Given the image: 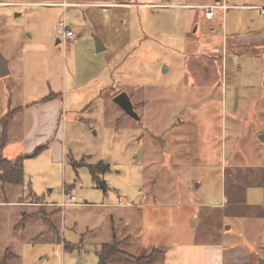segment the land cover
<instances>
[{"label":"rangeland","instance_id":"rangeland-1","mask_svg":"<svg viewBox=\"0 0 264 264\" xmlns=\"http://www.w3.org/2000/svg\"><path fill=\"white\" fill-rule=\"evenodd\" d=\"M0 1L19 3L0 5V48L10 62L0 119L23 106L9 149L32 127L30 108L57 95L64 112L57 159L48 145L25 160L22 185L0 182V199H41L36 212L58 232L40 216L16 236L17 212L33 208H5L0 259L11 247L18 257L9 264H99L97 251L114 235L135 256L190 243L264 256V36L251 40L264 33V0L112 9L53 3L96 0ZM217 2L229 7L213 26L195 10L192 31L176 5ZM63 20L72 40L59 37ZM96 38L106 49L96 50ZM123 91L139 120L114 102ZM65 189L75 201L56 206Z\"/></svg>","mask_w":264,"mask_h":264},{"label":"crops","instance_id":"crops-1","mask_svg":"<svg viewBox=\"0 0 264 264\" xmlns=\"http://www.w3.org/2000/svg\"><path fill=\"white\" fill-rule=\"evenodd\" d=\"M0 5H16L19 3L16 2H4L0 1ZM45 3V2H42ZM54 5L58 6H67V5H79V4H93L96 6H101L105 8H125V7H147L148 5L157 6L162 5V2L160 0H136V2H133L132 0H96L91 2H73V1H56L53 2ZM215 4V3H214ZM216 4L224 5L223 8H218L215 11L214 18L208 19L205 17V10L203 6L211 5V3H204V4H196V3H179L176 4L179 7L185 8L187 10V17H188V25L187 30L192 31L195 22L198 19L199 13L195 10L202 9L204 19L208 22L214 21L218 10H223L229 7L224 2H217ZM166 5H174L172 3L166 4ZM259 8V6H257ZM260 9V8H259ZM194 10V11H193ZM262 13V12H261ZM208 26H213V23H209ZM206 26V27H208ZM73 30L72 28H70ZM214 28H212L213 30ZM210 33V32H208ZM264 36V33H257L255 34L251 40L253 39H261ZM236 40L241 38H234ZM61 42V40H60ZM106 49V46H105ZM10 64V62H9ZM10 66V65H9ZM10 69V67H9ZM11 110V109H10ZM16 111V114L23 110V106L17 107L13 109ZM30 112L33 115V123L32 127L29 131H27L22 136V142L20 141V147H17L16 149H9V144L11 142V124L8 129V143L4 149V155L9 159H15L16 157L20 155H28L33 153L37 148L41 146H45L44 149H48V145L55 146V149H53V158L57 159V157L60 155V149H59V143L62 139L60 135V131L56 130V122L59 119L62 118L63 115V109L60 107V101L59 98H57V95H53L51 99H44L41 103H39L36 106H33L29 109ZM15 114V115H16ZM15 118V116H14ZM13 118V120H14ZM12 120V122H13ZM11 122V123H12ZM2 134V128H0V137ZM48 141H50V144H46ZM43 149V150H44ZM42 150V151H43ZM2 184V183H1ZM3 185V184H2ZM5 189V186L3 185V188ZM31 198V197H30ZM56 203L55 205H57ZM40 204L36 203L35 200L31 198V201L29 200H20V201H9V200H3L0 199V242L3 241V230H2V223H3V216L5 208H26V207H32L33 213L36 212L38 209H35L34 207H38ZM24 211L23 213L17 212L18 216L21 218L17 220L14 233L16 236L21 235L25 232L26 227L28 226L25 224L20 225V223L26 219L29 213ZM33 218V217H29ZM20 228V229H19ZM262 237L264 241V231L262 232ZM115 236V235H114ZM11 247H7L4 250L3 257L0 259L2 260L7 251L11 250ZM165 250V254L158 259L159 264H262L260 263L261 259H264V256L261 255H253L251 252L240 249L238 246H232L231 248L227 249L224 245H214V244H178L175 246L170 247L169 249H162ZM260 252L264 253V245L259 249ZM14 258L18 257L14 253ZM241 257V258H239ZM13 258V259H14ZM254 259V261H253Z\"/></svg>","mask_w":264,"mask_h":264},{"label":"trees","instance_id":"trees-1","mask_svg":"<svg viewBox=\"0 0 264 264\" xmlns=\"http://www.w3.org/2000/svg\"><path fill=\"white\" fill-rule=\"evenodd\" d=\"M53 95H50L48 99H51ZM16 114L15 110H10L8 114L0 119V128H2V134L0 137V182L4 185H22L25 181V167L24 163L27 158L37 156L45 146L37 148L33 153L28 155H20L15 159H9L4 155V149L8 143V129ZM103 168L108 169V165H102ZM98 167H91L94 180H97ZM31 198L35 200L36 203L41 202L38 197L31 195ZM42 217L43 221L55 232L57 228L52 224L49 217L45 216L42 212L32 213L31 217ZM30 216L26 217L20 225H25ZM48 218V219H47ZM122 241L117 240L116 235L113 240L108 243H104L101 249L97 251L99 257V264H109L111 260L126 258L133 261L134 264H159L157 261L160 257L165 254V250H161L158 247H154L150 254L135 256L121 249ZM69 249V248H67ZM14 253L8 250L5 257L0 260V264H9V262L14 258Z\"/></svg>","mask_w":264,"mask_h":264},{"label":"water","instance_id":"water-1","mask_svg":"<svg viewBox=\"0 0 264 264\" xmlns=\"http://www.w3.org/2000/svg\"><path fill=\"white\" fill-rule=\"evenodd\" d=\"M57 43H60V39H57ZM105 49L104 43L99 39L96 38V50L98 52L102 51ZM10 73L9 69V60L8 58L4 55L0 48V77L7 75ZM114 102L117 103L128 115L132 116L133 118L139 120L140 116L136 112L134 108V104L126 92H121L117 94L114 98ZM260 263L264 264V259L260 260Z\"/></svg>","mask_w":264,"mask_h":264},{"label":"built area","instance_id":"built-area-1","mask_svg":"<svg viewBox=\"0 0 264 264\" xmlns=\"http://www.w3.org/2000/svg\"><path fill=\"white\" fill-rule=\"evenodd\" d=\"M1 4V2H0ZM225 7L224 5H219V4H211V5H206L203 6L204 10H205V17L208 19H213L214 18V14L215 11L218 8H223ZM261 9L262 14L264 15V6L263 7H259ZM59 30H60V38L64 39L65 41H69L72 40L75 37V33L73 30H71L67 24V22L65 20L61 21L59 23ZM76 197L73 193L71 192H67V190L65 189L62 193V202L58 203L57 205L60 207H65L68 204H71L75 201Z\"/></svg>","mask_w":264,"mask_h":264}]
</instances>
